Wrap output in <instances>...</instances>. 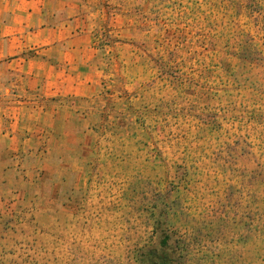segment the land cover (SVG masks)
Here are the masks:
<instances>
[{
  "label": "rangeland",
  "instance_id": "obj_1",
  "mask_svg": "<svg viewBox=\"0 0 264 264\" xmlns=\"http://www.w3.org/2000/svg\"><path fill=\"white\" fill-rule=\"evenodd\" d=\"M81 2L100 91L40 101L0 264H264V0Z\"/></svg>",
  "mask_w": 264,
  "mask_h": 264
},
{
  "label": "crops",
  "instance_id": "obj_2",
  "mask_svg": "<svg viewBox=\"0 0 264 264\" xmlns=\"http://www.w3.org/2000/svg\"><path fill=\"white\" fill-rule=\"evenodd\" d=\"M81 0H0V192L38 131L40 101L100 91V49Z\"/></svg>",
  "mask_w": 264,
  "mask_h": 264
},
{
  "label": "trees",
  "instance_id": "obj_3",
  "mask_svg": "<svg viewBox=\"0 0 264 264\" xmlns=\"http://www.w3.org/2000/svg\"><path fill=\"white\" fill-rule=\"evenodd\" d=\"M169 228H170V227H169ZM166 231H167V232H165L164 236H165V240H166V242H167V241H169V240L172 238V235H173L172 233H173V231H172L171 229L169 230L168 228L166 229ZM170 231H171L172 233H171Z\"/></svg>",
  "mask_w": 264,
  "mask_h": 264
}]
</instances>
